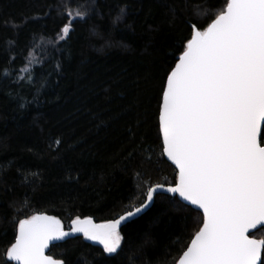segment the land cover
Wrapping results in <instances>:
<instances>
[{
  "label": "trees",
  "instance_id": "1",
  "mask_svg": "<svg viewBox=\"0 0 264 264\" xmlns=\"http://www.w3.org/2000/svg\"><path fill=\"white\" fill-rule=\"evenodd\" d=\"M225 5L0 0V264H14L6 251L21 219L48 215L66 229L77 217L103 223L145 204L149 187L175 186L159 132L162 85L190 24L206 27ZM69 12L75 22L61 40ZM202 220L160 194L122 228L117 253L80 237L49 256L63 264H177ZM251 236L264 239V229Z\"/></svg>",
  "mask_w": 264,
  "mask_h": 264
},
{
  "label": "snow or ice",
  "instance_id": "2",
  "mask_svg": "<svg viewBox=\"0 0 264 264\" xmlns=\"http://www.w3.org/2000/svg\"><path fill=\"white\" fill-rule=\"evenodd\" d=\"M67 15L61 40L70 37L75 22L71 12ZM124 15L121 9L114 23ZM84 16L76 12V18ZM190 29L191 37L166 74L159 103L163 153L176 166L175 186L149 187L147 201L167 192L202 210V225L178 264H264V239L248 235L264 227V0H226L206 27L191 23ZM147 206L102 225L77 217L71 233L56 217L21 219L6 259L53 264L44 255L48 242L72 233L117 253L121 222Z\"/></svg>",
  "mask_w": 264,
  "mask_h": 264
},
{
  "label": "water",
  "instance_id": "3",
  "mask_svg": "<svg viewBox=\"0 0 264 264\" xmlns=\"http://www.w3.org/2000/svg\"><path fill=\"white\" fill-rule=\"evenodd\" d=\"M263 129H264V126H262V128H261V132H262V133H263ZM258 139H259V137H258ZM162 140H163V138H162ZM165 156H166V155H165ZM166 159H167V160H168V161H169V162H170V163L176 168L175 164H173L172 161L169 160L167 156H166ZM176 170H177V169H176ZM168 187H170V186H164V189H167ZM163 194H164V195H168V196H172V197H177V198H178L183 204H185V205L191 207L192 209H194V210H196V211H198V212H200V213L202 214V210H198V209H196L194 206L190 205L187 201H183L182 198H180L178 194L167 193V192H164ZM157 195H160V194H156V195L154 196V200H153V201H147V200H146L145 203H147L148 206L145 207V208H143L142 211H141L140 213L134 214L131 218H128V219H126L125 221H122V222H121V225H120L119 228H118V231L120 232V231L122 230V228H123L124 226H126L128 223H131L132 221L138 219L139 217H141L142 215H144L146 212H148V211L150 210V208L153 206V204H154V202H155V198H156ZM133 211H134V210H133ZM124 215H125V214H124ZM202 215H203V214H202ZM43 216H48V215H43ZM50 217H52V216H50ZM117 219H118V218H117ZM57 220H58V219H57ZM80 220H84V219H80ZM91 222H92L93 225H102V224L106 223V222L98 223V222L94 221V219H92V218H91ZM60 225H61V229H62L63 231H65V232H70V233L72 232V228L74 227L73 224H72V222L70 223V225H69V227H68L67 229L63 226V224H62L61 222H60ZM261 229H264V227L257 226L256 229H251V230L249 231L248 235H249L251 238L256 239V238L252 237L251 235L254 234L255 232H257L258 230H261ZM80 237L85 238V237L83 236L82 233H72L71 236H69V237H65L64 239H53V240H50V241L48 242V246H47V247L45 248V250H44V255H45V256H49V252H50L52 246L57 245V244H62V243H64V242L68 241V240H72V239L80 238ZM85 239H86V238H85ZM86 240H88L90 243H93V244H96V245H99V246H103V244H101L98 240H91V239H86ZM49 257H51V256H49ZM51 258H52V257H51ZM11 262H13L14 264H16L15 261H11ZM52 262H53V264H57V262H61V264H63L62 261L55 260L54 258H52ZM177 264H178V263H177Z\"/></svg>",
  "mask_w": 264,
  "mask_h": 264
},
{
  "label": "rangeland",
  "instance_id": "4",
  "mask_svg": "<svg viewBox=\"0 0 264 264\" xmlns=\"http://www.w3.org/2000/svg\"><path fill=\"white\" fill-rule=\"evenodd\" d=\"M72 18H73V16H72ZM74 19V18H73ZM71 27V26H70ZM88 241V240H87ZM121 245H122V240H121ZM103 247V246H102ZM109 254V253H108ZM115 254V253H114Z\"/></svg>",
  "mask_w": 264,
  "mask_h": 264
}]
</instances>
